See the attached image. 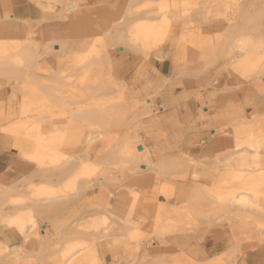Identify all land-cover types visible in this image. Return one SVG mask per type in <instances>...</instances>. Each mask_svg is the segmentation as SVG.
<instances>
[{
  "label": "rangeland",
  "instance_id": "1",
  "mask_svg": "<svg viewBox=\"0 0 264 264\" xmlns=\"http://www.w3.org/2000/svg\"><path fill=\"white\" fill-rule=\"evenodd\" d=\"M80 1L0 0V147L35 165L0 182V264H105L101 241L108 264H245L247 250L264 264V117L248 107L264 99V0ZM144 24L163 47L134 36ZM38 135L53 145L42 167L24 154ZM87 191L108 215L58 252L41 223Z\"/></svg>",
  "mask_w": 264,
  "mask_h": 264
},
{
  "label": "crops",
  "instance_id": "2",
  "mask_svg": "<svg viewBox=\"0 0 264 264\" xmlns=\"http://www.w3.org/2000/svg\"><path fill=\"white\" fill-rule=\"evenodd\" d=\"M160 70L163 72V66H160ZM184 95H182L183 97ZM250 107L254 110V114L261 118L264 117V99L258 100L256 98L249 99ZM215 131H212L211 136H215ZM216 148L215 141L208 140L204 152L213 156V150ZM35 172V165L32 162L26 161L18 154L14 153L11 149H3L0 147V182L5 185H10L23 178H27L29 175ZM95 196V195H94ZM93 194L89 191L85 192L80 196H71L66 200L60 199L54 204L52 213L45 216V219L41 223V228L43 231V236H49L52 238L53 244H59V251L65 249V247L79 243H89L91 241L92 234L86 232L85 226L89 225L93 215H98L99 218L108 215V209L99 208L95 209L93 213V204L103 205L104 203L98 199H95ZM110 210L117 216H124L127 214L132 206L131 198L128 196H116L113 200L108 202ZM148 205L145 203L143 198H140L133 208V218L137 219L143 215V212L149 210ZM83 226L84 229L81 230L80 227ZM11 235L5 233V239ZM214 241V239H212ZM96 249L98 256L101 260L108 264L113 261L114 256L117 254L114 251L106 249V243H102ZM20 246L26 251H30L32 247L29 244H24L20 239ZM199 248V253L201 258L204 257V252L207 253V247ZM153 247H156L153 246ZM220 246L213 244L212 251L217 252L212 257L218 256V249ZM36 248L33 250L35 252ZM198 251V250H197ZM246 257L244 260L245 264H261L263 260L259 258L260 252L262 250H247ZM257 254V255H254Z\"/></svg>",
  "mask_w": 264,
  "mask_h": 264
},
{
  "label": "bare ground",
  "instance_id": "3",
  "mask_svg": "<svg viewBox=\"0 0 264 264\" xmlns=\"http://www.w3.org/2000/svg\"><path fill=\"white\" fill-rule=\"evenodd\" d=\"M82 1H84V0H82ZM173 2H176V0H173ZM81 4V1L79 0V5ZM68 6H71V7H74L73 6V4L71 3V4H69ZM77 6H78V3H77ZM81 7H82V5H80ZM78 8V7H77ZM80 9V8H79ZM72 10H70V12H71ZM76 11V9L75 10H73V13ZM66 14L67 15H69V14H71V13H69V12H66ZM172 17V16H171ZM13 19L11 18V21H12ZM166 22V21H165ZM5 24H7L8 26H9V24H8V22H6ZM162 27V26H161ZM159 25L158 26H156V25H154V26H150V25H147V24H144V25H139L137 28H136V31L134 32V36L138 39V40H140L143 44H146V45H153L151 48H153V47H155V48H157V47H160V46H162V44H163V42H164V40L166 39L165 37V33L166 32H164L163 31V29L161 28ZM164 30H165V28H164ZM3 32H4V30H2ZM12 32H14V31H12ZM167 33H168V31H167ZM169 34H171V32L169 31ZM168 37V36H167ZM170 38H172V37H170ZM170 38L168 39V40H170ZM183 37H181V39H182ZM171 41V40H170ZM169 41V42H170ZM168 42V43H169ZM175 42V41H174ZM176 42H177V40H176ZM175 42V43H176ZM179 42V43H178ZM177 43H178V47L177 46H175V48H176V50H175V52L173 53V55H172V59H173V61H174V63H175V67H180V65H181V63H179L180 62V56H182L181 57V59L183 58V53H184V51H185V48L186 47H181L180 45H184V43H182V44H180L181 43V40L180 41H178ZM176 43V44H177ZM175 44V45H176ZM184 46H186V45H184ZM163 47V46H162ZM159 49V48H158ZM154 50V49H153ZM152 50V51H153ZM187 50V49H186ZM189 50V49H188ZM186 52V51H185ZM198 53H201V52H198ZM198 53H195V56H196V54L198 55ZM205 53V52H204ZM201 55H203V53L201 54ZM200 55V56H201ZM205 56V55H204ZM189 57V56H188ZM202 57V56H201ZM205 57H207V55L205 56ZM201 59V58H200ZM183 60V61H182ZM181 61H182V63L183 62H185V60H184V58L182 59ZM179 61V62H178ZM186 64H187V62H186ZM174 65V64H173ZM185 65V64H184ZM183 65V66H184ZM204 65V64H203ZM174 67V66H173ZM203 67V66H202ZM201 68V67H200ZM175 70H176V68H174ZM178 69V68H177ZM180 70L182 69V68H179ZM204 69V68H203ZM203 71V70H202ZM198 72V71H197ZM32 139V141L31 140H27V144H26V146H27V149L26 150H24V154L26 155V154H28V152L29 151H34L33 153H32V155L30 154V156L29 157H27L28 159H31V160H33V161H35L37 164H38V166H41L42 167V165L45 163V152H51V151H49V150H51L52 148H53V145H52V143L51 142H49V141H47V140H45L44 138H42L40 135H38L37 137H33V138H31ZM34 147L33 149H32V147ZM29 150V151H28ZM53 151V150H52ZM47 152V153H48ZM46 153V154H47ZM254 176H252L251 178H253ZM1 198V197H0ZM0 205H4V202H0ZM1 210L3 211L4 210V208H1ZM13 224H15V225H17L18 226V221L16 220H13V222H12ZM20 226V225H19ZM153 244H154V242H153ZM153 246V245H152Z\"/></svg>",
  "mask_w": 264,
  "mask_h": 264
},
{
  "label": "water",
  "instance_id": "4",
  "mask_svg": "<svg viewBox=\"0 0 264 264\" xmlns=\"http://www.w3.org/2000/svg\"><path fill=\"white\" fill-rule=\"evenodd\" d=\"M138 150H141V148L139 147Z\"/></svg>",
  "mask_w": 264,
  "mask_h": 264
}]
</instances>
